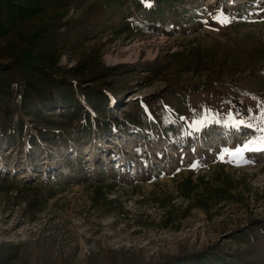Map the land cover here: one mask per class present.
Masks as SVG:
<instances>
[{
	"label": "rangeland",
	"instance_id": "rangeland-1",
	"mask_svg": "<svg viewBox=\"0 0 264 264\" xmlns=\"http://www.w3.org/2000/svg\"><path fill=\"white\" fill-rule=\"evenodd\" d=\"M0 77V264H264V0H0Z\"/></svg>",
	"mask_w": 264,
	"mask_h": 264
},
{
	"label": "snow or ice",
	"instance_id": "snow-or-ice-1",
	"mask_svg": "<svg viewBox=\"0 0 264 264\" xmlns=\"http://www.w3.org/2000/svg\"><path fill=\"white\" fill-rule=\"evenodd\" d=\"M146 6L151 7V3L150 2L147 3ZM214 19H216L221 24H227V23L231 22L229 17L223 12H221L217 16H214ZM202 123H206V121L202 122ZM242 124H244V121H237L233 118V126L239 127ZM197 127H199V125ZM250 144L252 145V148L250 149L251 151L264 152V138H261L258 141H255V140L251 141ZM243 151L244 150H240V151L235 152V153H229V155L233 156L234 159L243 160V156H242ZM251 162L252 161H250V160H243V163H251Z\"/></svg>",
	"mask_w": 264,
	"mask_h": 264
},
{
	"label": "trees",
	"instance_id": "trees-1",
	"mask_svg": "<svg viewBox=\"0 0 264 264\" xmlns=\"http://www.w3.org/2000/svg\"><path fill=\"white\" fill-rule=\"evenodd\" d=\"M6 81L0 77V93L5 90ZM215 255L203 256V255H190L177 257L175 260L167 262L165 264H207L216 261Z\"/></svg>",
	"mask_w": 264,
	"mask_h": 264
}]
</instances>
